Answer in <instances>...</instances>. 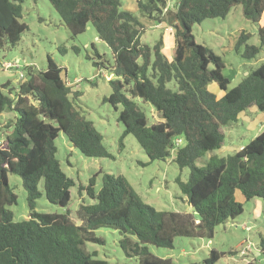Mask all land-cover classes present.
<instances>
[{
	"label": "trees",
	"instance_id": "obj_1",
	"mask_svg": "<svg viewBox=\"0 0 264 264\" xmlns=\"http://www.w3.org/2000/svg\"><path fill=\"white\" fill-rule=\"evenodd\" d=\"M22 1L0 0V48L14 46L27 29L20 20ZM48 1L71 36L91 25L109 47L117 78L109 80L111 93L104 100L114 109L121 106L117 119L124 126L122 135H133L150 160H164L174 149L173 162L188 169L186 181L177 183L191 211L158 210L144 203L121 175L103 173L95 190L99 172L77 187L89 198L78 204L77 222L68 209L35 211L39 184L49 202L65 208L70 200L74 181L56 158L54 139L59 131L83 155L111 157L101 133L72 105L70 94L76 98L80 92H71L61 68L47 55L46 68L28 67L27 77L16 89L8 88V80L0 85V116L14 113L12 124L6 126L11 129L0 143V264H108L83 247L85 242L99 241L94 230L100 227L117 230L120 248L127 257H136L138 264H171L146 245L170 248L176 236L211 238L216 225L242 213L236 191L245 201H264V130L238 150L223 157L210 154L203 165L197 164L206 153L223 146L224 130L240 113L251 107L264 112V62L228 88L222 57L197 43L191 31L195 23L223 18L240 4L243 16L257 25L259 45L247 43L249 34L241 31L234 49L251 59L264 51V0H175L170 11L166 0H136L137 13L124 9V0ZM141 18L172 28L170 58L162 51L161 38L152 44L141 41L145 29ZM96 57L93 64L105 66L101 56L96 53ZM209 82L222 95L209 91ZM134 99L149 103L160 119L148 124ZM181 138L183 144L178 143ZM8 173L21 178L26 192L29 213L19 221L13 220L8 208L16 202ZM261 246L264 251V239ZM222 255L211 248L202 264H214Z\"/></svg>",
	"mask_w": 264,
	"mask_h": 264
},
{
	"label": "rangeland",
	"instance_id": "obj_2",
	"mask_svg": "<svg viewBox=\"0 0 264 264\" xmlns=\"http://www.w3.org/2000/svg\"><path fill=\"white\" fill-rule=\"evenodd\" d=\"M135 1L124 0L122 7L137 13ZM174 2L175 0H166L167 11L173 10ZM21 8L20 20L26 23L27 29L22 32L14 46L5 45L0 48V85L8 80V88L16 89L18 82L27 77L28 67L35 71L44 70L46 57L50 56L61 68L63 79L70 85L71 92H80L76 98L70 94L73 107L101 133L102 143L111 155L85 156L71 145L62 131H59L54 139L56 158L62 171L74 181V185L69 188L70 200L65 208L49 202L39 184L41 195L36 199L35 211L61 213L68 209L72 219L77 222L75 210L78 204L81 201H89L84 192L78 193L77 187L86 185L89 178L99 172L95 177V190L101 185L103 173L121 175L144 203L158 210L190 212L191 207L177 183V180L186 181L188 169H179L173 162L174 149L164 160H150L133 135H122L124 126L117 119L121 106L117 105L114 109L104 100L111 93L109 80L117 78L112 72V53L109 47L97 38L94 28L88 25L83 32L71 36L48 0H23ZM141 22L145 25L141 41L152 44L161 38L165 47L163 51L169 55L167 49L171 44L174 46L172 28L165 22L154 24L153 27L149 25L148 20L141 18ZM191 31L197 43L211 48L222 57V74L229 80L228 88L236 85L247 71L264 62L263 50L255 57L245 59L234 49L241 31L249 34L247 43L259 45L257 25L243 16L240 4L234 5L223 18L205 19L195 23ZM59 46H63L65 51L61 52ZM96 53L101 56L105 66L93 64L98 61ZM7 62L11 65L6 66ZM168 86L174 89L172 83ZM207 89L217 97L220 96V90L215 83L209 82ZM134 102L145 114L148 124L160 119V115L149 103L139 99H134ZM251 108L245 111L243 120L241 114L238 117L241 119H238L235 125L226 127L225 145H244L264 130V123H259L264 118V112ZM255 114L257 118L253 127H246L247 117L253 115L254 118ZM13 120L12 111L1 114L0 143H4L5 134L11 129L6 126L11 125ZM178 143L183 144L184 140L181 138ZM226 148L214 150L213 154L218 157L226 156L231 153V150ZM207 157L206 153L197 160V164L203 165ZM8 183L16 194V202L8 206L13 220L27 218L29 208L21 178L8 173ZM235 200L242 204V213L216 225L211 238L176 236L172 247L147 244L148 250L159 258L170 259L171 264H202L211 248L223 252L214 264H245L249 261L264 264V251L261 249V239H264V201L259 198L245 201L238 191L235 192ZM94 235L99 241L85 242L83 246L94 258L106 260L108 264H138L136 257H127L120 248V234L117 230L100 227L94 230Z\"/></svg>",
	"mask_w": 264,
	"mask_h": 264
},
{
	"label": "crops",
	"instance_id": "obj_3",
	"mask_svg": "<svg viewBox=\"0 0 264 264\" xmlns=\"http://www.w3.org/2000/svg\"><path fill=\"white\" fill-rule=\"evenodd\" d=\"M136 2V1H135ZM127 10H129V9H127ZM130 11H132V10H130ZM150 22V21H149ZM149 25H151L152 27L153 26H155L152 22H150V24ZM170 30V29H169ZM172 40H173V36H172ZM162 42H163V40H162ZM171 43H172V41H171ZM172 45V44H171ZM171 45H170V48H168L167 50L169 51V55H167V54H165V52L163 51V50H165V47H164V43H163V47H162V51H163V53L166 55V57L167 58H170L171 57V50H172V48H173V45H172V47H171ZM220 95H222V92L220 91ZM251 110H256V108L254 107V108H251ZM246 111H249V110H246ZM257 111V110H256ZM243 115V118L241 119V117L240 118H238V119H241V120H243L244 119V117L246 116V113H245V111L244 112H242V113H240L239 114V116L240 115ZM238 116V117H239ZM255 117L253 118V115H250V117H247V122H248V124L246 125V127H248V128H250V127H253V125L255 124V121H256V116H257V114H255L254 115ZM248 118H250V119H248ZM237 119V120H238ZM257 121H260V120H258L257 119ZM236 123V122H235ZM235 123L234 124H230L229 126H231V125H235ZM260 123V125H262V123H264V118H263V120H261V122H259ZM228 127V126H227ZM225 143H226V140H225ZM225 143L223 144V146L222 147H227L226 149H228V150H231V152H233V151H236V150H238L242 145L241 144H238V145H225ZM220 148V149H224V148ZM210 154H213V152H211V153H208L207 155H210Z\"/></svg>",
	"mask_w": 264,
	"mask_h": 264
},
{
	"label": "built area",
	"instance_id": "obj_4",
	"mask_svg": "<svg viewBox=\"0 0 264 264\" xmlns=\"http://www.w3.org/2000/svg\"><path fill=\"white\" fill-rule=\"evenodd\" d=\"M17 62H18V61H17ZM10 65H11V63H10V62H7V63H6V66H10Z\"/></svg>",
	"mask_w": 264,
	"mask_h": 264
},
{
	"label": "water",
	"instance_id": "obj_5",
	"mask_svg": "<svg viewBox=\"0 0 264 264\" xmlns=\"http://www.w3.org/2000/svg\"><path fill=\"white\" fill-rule=\"evenodd\" d=\"M198 217V216H197ZM199 218V217H198Z\"/></svg>",
	"mask_w": 264,
	"mask_h": 264
}]
</instances>
